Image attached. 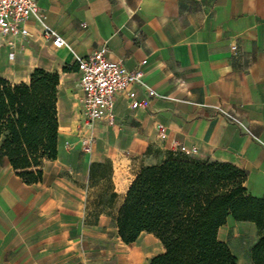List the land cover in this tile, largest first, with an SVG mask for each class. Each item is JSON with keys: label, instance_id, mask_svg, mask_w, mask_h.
I'll return each instance as SVG.
<instances>
[{"label": "crops", "instance_id": "1", "mask_svg": "<svg viewBox=\"0 0 264 264\" xmlns=\"http://www.w3.org/2000/svg\"><path fill=\"white\" fill-rule=\"evenodd\" d=\"M37 2L44 23L68 47H55L31 20L30 36L16 42L14 59L0 42V54L16 60L0 76L19 83L36 68L60 75L58 157L45 161L43 180L35 184L0 160V264H114L104 256L114 230L118 236L126 194L120 199L117 167L124 159L137 160L138 170L157 164L179 151L177 145L189 156L234 164L246 174L248 194L264 199V0ZM102 47L110 60L141 70L158 96L137 86V98L146 102L137 109L117 96L116 124H96L86 152L76 137L84 96L76 56ZM216 106L236 112L244 127ZM158 124L167 127L165 139ZM108 161L114 176L96 175L94 166ZM219 238L238 264H253L255 223L230 218Z\"/></svg>", "mask_w": 264, "mask_h": 264}, {"label": "trees", "instance_id": "2", "mask_svg": "<svg viewBox=\"0 0 264 264\" xmlns=\"http://www.w3.org/2000/svg\"><path fill=\"white\" fill-rule=\"evenodd\" d=\"M59 83L58 73L42 68L19 83L0 76V160L26 184L41 182L45 161L58 157ZM169 154L135 174L116 218L120 240L129 245L143 234L155 236L162 251L147 264H238L219 238L233 218L257 225L251 259L264 264V199L248 194L245 172L228 162Z\"/></svg>", "mask_w": 264, "mask_h": 264}, {"label": "built area", "instance_id": "3", "mask_svg": "<svg viewBox=\"0 0 264 264\" xmlns=\"http://www.w3.org/2000/svg\"><path fill=\"white\" fill-rule=\"evenodd\" d=\"M43 18L44 14L37 0H0V42L10 48V59L15 57L16 42L30 36L27 24L31 20L41 26L43 35L52 40L55 47H68L65 39L56 30L46 25ZM107 52V47H102L87 56H76V63L81 74L80 86L84 93L81 100V125L76 137L77 143L86 152L92 150L93 129L96 124L104 123L107 126L116 124L117 96L126 98L133 109L146 105L145 101L137 98V86H145L149 95L158 96L151 87L144 84L141 70H128L122 62L110 60ZM216 109L230 122L244 127L236 112L219 106H216ZM157 128L160 137L165 139L167 127L158 124ZM66 145L73 146L70 141H67ZM177 147L182 153L188 151L185 146L177 145Z\"/></svg>", "mask_w": 264, "mask_h": 264}, {"label": "rangeland", "instance_id": "4", "mask_svg": "<svg viewBox=\"0 0 264 264\" xmlns=\"http://www.w3.org/2000/svg\"><path fill=\"white\" fill-rule=\"evenodd\" d=\"M15 63L16 60H10L7 54H0V71H5L7 73L12 71L14 69ZM171 153L182 152L172 151ZM155 154H159V151H155ZM169 155L170 154L168 152L166 154V157H168ZM137 171V160L134 162L130 159H124L122 167H117L115 181L117 184L120 199L126 193V190L130 186ZM96 175L114 176V168L112 162L108 161L104 163L103 166L99 165V167L96 169ZM109 247L110 253H108L104 257L111 255V258H114V264H147L150 258L162 251V245L160 241L151 234H143L135 243L127 245L123 243L120 238H118L115 230L112 234Z\"/></svg>", "mask_w": 264, "mask_h": 264}]
</instances>
